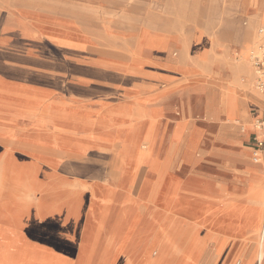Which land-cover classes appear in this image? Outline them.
<instances>
[{
    "label": "rangeland",
    "instance_id": "obj_1",
    "mask_svg": "<svg viewBox=\"0 0 264 264\" xmlns=\"http://www.w3.org/2000/svg\"><path fill=\"white\" fill-rule=\"evenodd\" d=\"M255 13L241 0H0V223L21 209L25 231L46 237V230L57 228L48 221H65L83 205L77 241L67 245L75 264H86L88 255L99 260L112 245L104 264H152L159 249L147 252L160 233L170 235L164 264L186 261L197 234L211 241L204 259L196 264H205V260L236 264L249 258L251 264H264V215L262 220L260 213L255 220L251 217L249 225L254 221L255 227L238 236L226 227L214 232L205 226L203 211L197 210L190 219L180 215L183 209L167 213L156 204L161 180L170 173L180 189L191 193L188 208L194 210L192 200L220 176L213 156L237 151L218 139L220 126L207 120L205 109L209 84L228 79L231 70L211 68L210 77L188 71L196 78L179 81L168 92L130 88L136 81L150 82L141 78L140 69H148L159 58L153 53H135L141 29L171 40L184 35L186 61L196 58L192 52L195 30L212 43L214 58L237 60L246 33L253 29L257 35L261 29ZM180 56L178 51L172 54L173 58ZM218 74L223 77L217 78ZM214 77L216 81L210 79ZM239 96L247 99L243 91ZM136 97L148 106L139 104ZM141 107L161 109L163 116L152 147L140 143L144 174L139 185L131 187L124 176L121 150L123 135L135 124L123 118ZM256 113H250V126ZM140 121L145 122L142 117ZM182 122L187 131L200 132L197 156L206 158L181 169L182 147L172 141L171 134ZM223 132L228 133L223 136L226 141L238 145L248 134V130ZM185 141L187 137L181 144ZM241 150L252 157L254 142ZM232 169L239 173L244 167ZM236 184L241 196L246 184L243 179ZM220 188L223 193L228 190ZM230 203L226 199L220 204L227 208ZM125 208H129L126 222L136 220L131 230L120 229L114 248V239L108 238ZM135 212L142 216L138 221ZM239 225L244 229L246 223ZM255 237L258 247L248 256L242 254L253 245L246 241ZM229 242L238 243L221 257L213 253Z\"/></svg>",
    "mask_w": 264,
    "mask_h": 264
},
{
    "label": "bare ground",
    "instance_id": "obj_2",
    "mask_svg": "<svg viewBox=\"0 0 264 264\" xmlns=\"http://www.w3.org/2000/svg\"><path fill=\"white\" fill-rule=\"evenodd\" d=\"M241 2L242 5L256 11L254 19L258 21V25L261 26V29H264V2L260 3L256 0H241ZM259 33L256 35L253 29L246 33L241 52L237 55V60L229 59L225 56L214 58L212 43L206 39L204 34L200 31L195 30L193 34L192 52L196 55V58H189L187 61L190 63V69L188 71H199L203 73L205 77H210L209 73L211 68H216L218 71H224L226 69L231 70V75L228 79L223 80L215 86H210L209 84V88L213 91L209 100V109L214 110L215 114L222 112L224 117L227 118V123L223 124V130L229 129L239 133L246 132L248 129L256 130L254 125L255 120L262 118L264 115V93L260 92L257 86H254V81L256 80L257 82V77L252 62L253 54L264 44V39ZM137 38V49L141 51H145V49L167 50V37L152 35L146 28L140 30ZM176 38L183 44L184 48L187 47V38L184 37V35L177 36ZM184 53L187 59L186 52L184 51ZM221 76V74H218L217 78H221ZM210 79L216 81L215 77ZM240 91L246 93V101L244 99L242 100L239 96ZM135 99L139 104L142 103V105L148 106V104H144V102L140 100V97H136ZM244 102L256 104L260 108V115L254 116L255 119L253 120L252 126H250L251 115ZM162 116L163 111L161 109L141 107L134 113L126 114L125 118H123L124 121L127 119L131 123L133 122L132 124H135L133 128L126 131L123 135V146L121 150V153L124 155L126 166V174L124 176L131 187L138 186L144 174L139 156L140 143L143 141L145 148L150 149L152 147L153 135ZM141 117L145 120L144 123L140 121ZM176 128L177 129L172 131L171 138L173 142L182 147L180 158L182 165L179 168L182 169L185 165L189 164L197 165L201 158L197 156L202 138L200 132L195 129L187 131V125L184 122L177 123ZM186 137L187 141L182 145L181 142H183ZM224 142L236 146L238 145L228 142L225 139ZM241 156V154L236 153L235 158H233L234 162L239 163L241 161ZM254 163L256 164L255 159L252 165L257 168H262L256 166ZM224 174H227L231 179L229 181L226 180L224 185L220 186L228 190L232 188L235 192L234 197L230 199V206L227 208L223 207L222 204L215 206L206 204L204 201L195 198L192 200V205L195 209L192 210L188 208L190 197L181 193L180 184L170 173L161 180L162 185L158 192L156 204L157 206L160 205L167 213H170L173 208L183 209L180 215H187L190 219L194 218L197 210L203 211L205 213V226L213 229L214 232H222L224 227H226L228 232L238 236L242 233L245 234L248 229L252 231L255 225H253L254 221L249 225L251 217L254 216L253 219L255 220L256 214L260 213L262 215V220L264 215V174L262 176L263 179L258 181L250 178L248 175L241 176L242 174H233L226 169H224ZM119 178H122V175H120ZM239 179H243L246 184L241 196H238L239 194L237 193L238 187L236 181ZM89 205H91V201ZM78 206L79 207L76 208L75 212L71 214V217L67 220L62 221L53 218L48 221L50 226L53 224L59 229L49 228L44 232L46 237H42V235L38 234L36 231H34V233L26 232L23 219L25 214L23 210L17 209L10 220H7L3 224L0 223V264H75V256L67 245L77 241L76 233L83 222L79 219L83 214V205ZM246 207H251L252 209L246 210ZM127 210H129V208L121 210L112 226L108 241L114 239V248L119 242L117 234L120 229L126 227L128 230H131L133 222L136 220L134 219V221L130 223L126 222L124 218L126 214H128L126 212ZM228 212L229 215L227 214ZM135 216L137 221L142 217L137 212H135ZM196 219H198V217ZM238 222H245V228H240ZM197 236L198 234L190 244L189 254L187 255L186 261L182 264H196L202 262L204 259V253L209 248L211 238L208 239L207 237L200 239ZM169 237L170 235L162 237L160 233V236L158 234V236L152 240L151 248L147 254L154 248L159 249L153 262H151L152 264L166 263L167 259L164 257V253L166 252L165 243ZM231 244L232 243L229 242L225 245H220L213 253L221 257ZM111 247H106L103 256H101L99 260L94 259L92 255H88L86 264H104ZM205 264H209L208 260H205ZM236 264H251V260L250 258L239 259Z\"/></svg>",
    "mask_w": 264,
    "mask_h": 264
},
{
    "label": "crops",
    "instance_id": "obj_3",
    "mask_svg": "<svg viewBox=\"0 0 264 264\" xmlns=\"http://www.w3.org/2000/svg\"><path fill=\"white\" fill-rule=\"evenodd\" d=\"M137 45H138V38H137L136 51H135L136 53L138 54L153 53V54H157L159 58H157L151 64H149L148 69H145V68L140 69V72L142 73L141 78L142 77L148 78L150 82L144 83L143 80H140V82L139 81L133 82V84H131L130 86L131 89L142 91V90H146L150 88V89H155V90L160 89L165 92H168L170 91L169 87H171L173 84L179 81H182L184 79H187V78H192V79L196 78L194 76L187 74L188 70L190 69V63L186 61V57L184 53L185 48L183 44H181L180 41L171 40L167 37V41H166L167 50L145 49V51H141L137 49ZM175 51L181 52V56L178 58H173L172 54ZM159 55H161V57ZM209 90L207 91L208 97L206 99V101L208 100V102L205 103V107H206L205 109L207 111L206 118L209 122L218 124L220 126L219 133H218V139L222 141L223 143H226L224 142L223 136H228V133L223 132V124L227 123V118L224 117V114L222 112L215 114L214 110L209 109V100L213 92L211 88ZM244 104L248 107L250 113L252 110H256L257 113L254 114L253 117L257 116L260 113V108L256 104H250L247 102H244ZM262 117L264 118V115ZM255 139H256V131L248 129V134L246 137L241 139L240 145L236 146V145L231 144L233 146L232 148L235 147L234 149L237 150L235 153H233L234 155L233 154L231 155L229 154L220 155L219 154L217 156H213L217 160V171L220 175L218 178L214 180V183H213L217 185V188L213 187L212 186L213 184L209 185L206 191L203 194L198 195L199 197L195 199L204 201L206 204L219 205L220 203L223 202V200L231 199L234 197V194H235L234 189L230 188L229 190H227V192L223 193L222 189L220 188V185H224L226 180L229 181L231 179V177H229L227 174H224V169L236 175H241V174H242L241 176L248 175L250 178H253L256 181L263 179L262 176L264 174V168H263L264 167V155L261 156V158L256 157L255 154L252 155L251 157L250 152L241 150V146H244V144L249 143L251 140L254 142V146H255ZM236 153L242 155L241 161L239 163L234 162V159H233L235 158ZM198 157H201L199 159L200 161L198 162V164L203 159L206 158L204 155L198 156ZM254 159L256 162V164L255 163L254 164L262 168H257L254 165H252ZM233 167H244V170H242L243 172L241 171L239 172V174H237L238 172H235L232 169ZM180 190L182 194L192 198L190 196L191 193H187L186 191L183 190V188H181ZM212 200L214 202H211ZM249 241H252L253 245H251L252 246L251 248H246V251L242 253V254H245L246 256H248L255 247H258V238L256 237L251 238L248 241H246V243H248ZM237 243L238 242H233L230 246L237 244ZM210 249H212V246L210 247Z\"/></svg>",
    "mask_w": 264,
    "mask_h": 264
},
{
    "label": "built area",
    "instance_id": "obj_4",
    "mask_svg": "<svg viewBox=\"0 0 264 264\" xmlns=\"http://www.w3.org/2000/svg\"><path fill=\"white\" fill-rule=\"evenodd\" d=\"M264 39V29L259 31ZM253 66L257 77V89L264 93V44L252 57ZM255 156L261 158L264 155V118L256 120Z\"/></svg>",
    "mask_w": 264,
    "mask_h": 264
}]
</instances>
